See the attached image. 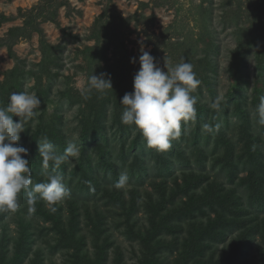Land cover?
I'll list each match as a JSON object with an SVG mask.
<instances>
[{"label":"rangeland","instance_id":"rangeland-1","mask_svg":"<svg viewBox=\"0 0 264 264\" xmlns=\"http://www.w3.org/2000/svg\"><path fill=\"white\" fill-rule=\"evenodd\" d=\"M0 264H264V0H0Z\"/></svg>","mask_w":264,"mask_h":264}]
</instances>
